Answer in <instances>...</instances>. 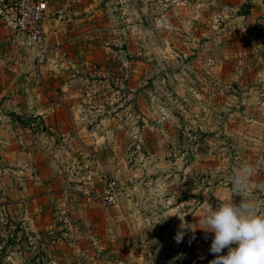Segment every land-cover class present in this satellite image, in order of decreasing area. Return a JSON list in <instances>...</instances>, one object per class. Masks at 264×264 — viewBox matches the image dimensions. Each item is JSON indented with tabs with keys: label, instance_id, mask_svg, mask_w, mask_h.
<instances>
[{
	"label": "rangeland",
	"instance_id": "1",
	"mask_svg": "<svg viewBox=\"0 0 264 264\" xmlns=\"http://www.w3.org/2000/svg\"><path fill=\"white\" fill-rule=\"evenodd\" d=\"M212 1L75 0L100 28L99 48L63 65L92 134L84 140L24 137L22 127L37 133L42 123L16 115L0 90L1 247L4 241L9 246L26 212L14 187L20 145L39 144L66 166L70 186L64 191L94 198L116 178L127 256L143 255L150 264L215 259L214 234L198 228L209 205L243 198L264 215V52L254 50L256 31L237 18L244 10ZM5 50L0 44V81L2 70L21 66L19 52ZM242 166L252 174L235 195L233 177ZM185 214L197 228L184 229L177 243L181 221L175 215Z\"/></svg>",
	"mask_w": 264,
	"mask_h": 264
},
{
	"label": "crops",
	"instance_id": "2",
	"mask_svg": "<svg viewBox=\"0 0 264 264\" xmlns=\"http://www.w3.org/2000/svg\"><path fill=\"white\" fill-rule=\"evenodd\" d=\"M47 1L43 29L49 51L43 61L36 64L39 59L34 50L17 46L23 33L16 26L12 3L0 0V10H3L0 44L8 51L5 55L19 52L21 61V66L15 70H2L0 90L5 93L3 101L8 106L14 104L16 115L22 119L36 118L31 120L32 124L42 123L37 133L22 127L24 137L35 139L42 134L47 139L84 140L92 133L81 114L79 89L67 81L70 75L63 65L66 60L84 53L89 55L85 49L99 48L96 38L100 28L84 16L86 5L75 4V0ZM210 3L247 11L237 18L244 20L243 26L256 31L254 50L264 52V0H213ZM15 151L17 179L14 187L17 201L26 207V212L21 210L20 228L9 246L5 241L2 247L0 245V250L4 247L0 251V264H150L143 255L141 258L127 256L131 252L128 251L130 243L124 240L128 230L121 227L125 218L118 212L119 205L110 206L97 197L90 200L73 191H64L70 186L66 166L55 164L39 144L20 145ZM60 212L69 214V224L61 221ZM26 228L32 232L24 231ZM55 235L59 239H53Z\"/></svg>",
	"mask_w": 264,
	"mask_h": 264
},
{
	"label": "clouds",
	"instance_id": "3",
	"mask_svg": "<svg viewBox=\"0 0 264 264\" xmlns=\"http://www.w3.org/2000/svg\"><path fill=\"white\" fill-rule=\"evenodd\" d=\"M251 174L248 166H242L233 177V194L246 189L245 178ZM175 216L181 221V231L174 239L180 243L184 229L195 231L197 227L185 222L186 214ZM198 225H202L198 228L205 233L214 234L210 252L215 259L209 264H264V215L257 213L251 202L242 198L239 204L221 202L215 209L209 205L208 213L199 218ZM224 249L227 254L221 255Z\"/></svg>",
	"mask_w": 264,
	"mask_h": 264
},
{
	"label": "built area",
	"instance_id": "4",
	"mask_svg": "<svg viewBox=\"0 0 264 264\" xmlns=\"http://www.w3.org/2000/svg\"><path fill=\"white\" fill-rule=\"evenodd\" d=\"M15 13V23L17 28L23 33L19 43L21 46L34 50L38 59H43L49 51L45 43V32L43 29V19L47 11V0H11ZM88 195L89 192H86ZM118 182L116 178H109L102 186V189L96 191L95 197L101 198L103 202L110 206H118ZM94 197V198H95ZM93 200V197H89ZM62 221L69 224L67 213L62 214ZM59 239L57 235L53 238Z\"/></svg>",
	"mask_w": 264,
	"mask_h": 264
},
{
	"label": "trees",
	"instance_id": "5",
	"mask_svg": "<svg viewBox=\"0 0 264 264\" xmlns=\"http://www.w3.org/2000/svg\"><path fill=\"white\" fill-rule=\"evenodd\" d=\"M245 12H247V11H245Z\"/></svg>",
	"mask_w": 264,
	"mask_h": 264
}]
</instances>
